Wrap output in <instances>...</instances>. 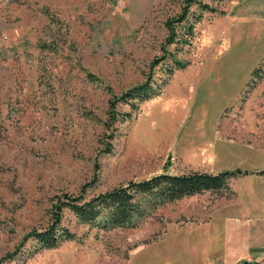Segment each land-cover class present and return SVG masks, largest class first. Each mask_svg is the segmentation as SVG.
<instances>
[{"label": "rangeland", "instance_id": "374dc122", "mask_svg": "<svg viewBox=\"0 0 264 264\" xmlns=\"http://www.w3.org/2000/svg\"><path fill=\"white\" fill-rule=\"evenodd\" d=\"M203 2L216 11L202 13L191 45L176 52L165 23L184 0H0V264H188L174 247L200 226L197 209H212L208 193L107 232L65 211L75 241L21 245L47 226L58 196L85 189L91 198L162 172H251L216 194L239 191L245 204L256 196L245 219L264 221V177L255 173L264 169V0ZM199 13L192 6L189 23ZM235 16L246 18L226 39L221 25ZM166 51L188 66L135 110L118 104L129 116L112 119L105 86L119 96L149 76L167 79Z\"/></svg>", "mask_w": 264, "mask_h": 264}, {"label": "trees", "instance_id": "16d2710c", "mask_svg": "<svg viewBox=\"0 0 264 264\" xmlns=\"http://www.w3.org/2000/svg\"><path fill=\"white\" fill-rule=\"evenodd\" d=\"M210 1L220 2L222 0ZM194 5L200 13L193 15L194 20L189 23V9ZM215 11L213 7L204 3L203 0H184L180 14L165 23L168 31L166 44L175 45L176 52L181 51L185 46L191 45V40L194 37V24L200 21L203 12L214 13ZM176 25H181L179 32L176 29ZM166 56L169 58L167 61V64H169L165 67V75L168 78L159 83L154 82L149 76L144 83L129 88L119 96L114 95L109 86H105L107 92L112 95L109 101L112 119H115L120 114H117L116 111L118 104L128 105L135 110L138 104L158 97L173 73L188 66L187 61L178 59L176 53L168 51L165 52V56L161 57V61L166 59ZM154 66L155 64L151 68ZM87 77L92 82L102 83L98 78L90 74ZM128 116L129 114H120L122 119ZM250 173L240 169L218 173L198 171L169 174L162 172L141 180H130L91 198H85V189L78 196L64 194L55 199L53 210L50 213L51 219L47 226L40 231H32L25 235L22 238L21 245L31 239L37 245L36 250L41 251L55 249L67 241H75V234L62 225L65 211H68L79 224L94 226L97 230L103 232L136 228L145 218L160 207L205 192L219 193L228 188V183L231 179ZM255 173L264 177V169ZM9 257L11 258V256Z\"/></svg>", "mask_w": 264, "mask_h": 264}, {"label": "crops", "instance_id": "0c3cea01", "mask_svg": "<svg viewBox=\"0 0 264 264\" xmlns=\"http://www.w3.org/2000/svg\"><path fill=\"white\" fill-rule=\"evenodd\" d=\"M245 18L231 17L227 27L222 24L224 38L227 39V30H230L231 24L237 23L238 20L242 22ZM207 65L191 67L189 70L199 71ZM255 65L249 67L247 74L243 76L244 85ZM205 193H208V198L202 202L204 205L207 202L211 203L213 212L206 207L202 209L204 212L197 209L199 221L196 218L194 220L198 221L197 224L200 226L190 231L191 237L186 241H177L174 250H178L179 255L183 254L182 257L186 258L188 264L262 263L264 259V221H254L251 217L245 219V216L251 214L248 207L257 200L256 196L248 195V203L245 204L237 199L241 195L239 191L235 192V196L231 199L212 192Z\"/></svg>", "mask_w": 264, "mask_h": 264}, {"label": "water", "instance_id": "95a60500", "mask_svg": "<svg viewBox=\"0 0 264 264\" xmlns=\"http://www.w3.org/2000/svg\"><path fill=\"white\" fill-rule=\"evenodd\" d=\"M244 264H251V263L245 262Z\"/></svg>", "mask_w": 264, "mask_h": 264}]
</instances>
